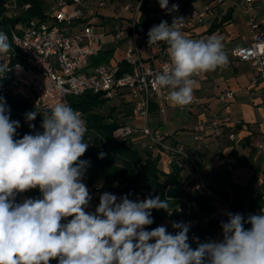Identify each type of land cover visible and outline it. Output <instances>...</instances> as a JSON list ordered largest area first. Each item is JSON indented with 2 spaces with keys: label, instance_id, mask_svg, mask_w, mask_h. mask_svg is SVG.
Listing matches in <instances>:
<instances>
[{
  "label": "clouds",
  "instance_id": "clouds-1",
  "mask_svg": "<svg viewBox=\"0 0 264 264\" xmlns=\"http://www.w3.org/2000/svg\"><path fill=\"white\" fill-rule=\"evenodd\" d=\"M159 3L168 7V0ZM179 20L154 25L148 44L168 45L170 67L155 76V83L169 89L173 106L184 107L193 100V77L225 66L228 56L215 35L186 38ZM10 49L9 37L0 32V56ZM7 70L0 64V73ZM38 114L43 132L15 139L20 122L10 120L11 109L0 96V264H264V214L245 218L227 212V222L221 221L223 239L201 243L194 237L193 249L190 223L173 221L175 234L164 225L147 230L154 222L152 210L170 206L158 195L133 201L104 192L95 212H87L92 196L83 182L90 161L80 159L89 147L84 120L66 103L27 112L26 120ZM105 155L101 152L100 158ZM36 188L42 198L15 202L18 193Z\"/></svg>",
  "mask_w": 264,
  "mask_h": 264
},
{
  "label": "built area",
  "instance_id": "built-area-1",
  "mask_svg": "<svg viewBox=\"0 0 264 264\" xmlns=\"http://www.w3.org/2000/svg\"><path fill=\"white\" fill-rule=\"evenodd\" d=\"M143 3L144 0H138L133 7L124 4L122 11H130L129 21L124 24V19L118 16V20L111 22L110 28H104L103 32L94 30L97 23L92 18H96L101 10L111 7L113 0H53L42 16L0 24V32L9 37L11 44L10 51L0 56V64L8 67L7 71L0 73V94L12 92L23 97L32 105L33 111L50 110L58 103L69 105L70 96L80 95L87 90L102 93L110 99L117 97L120 102L132 105L133 109L128 115V122L113 130L114 139H128L137 147L159 155L162 167L167 171L172 165L181 168V180L189 184L185 188L208 195L217 217L227 221V212L245 216L243 211L232 206L226 196L211 189L206 182L200 148L188 147L169 129L151 126L149 116L152 112L157 114L158 121L166 124L167 110H189L199 104L200 97L193 95L192 102L187 106H173L167 100L169 89L158 87L155 83V76L170 67L168 47L161 50L155 62L151 50L143 53L140 38L148 40V32L154 25L166 21L171 26L174 19H181L177 21L181 32L190 33L196 25L213 21L221 5L228 3L233 7L239 6L245 16L246 33L240 36L243 40L241 45L227 47L223 44L224 51L228 61L249 62L254 71L251 82L259 79L264 84V29L256 16V0H205L200 8H188L179 0L175 2L178 10H142ZM28 7L29 3L5 0L2 16L17 17ZM4 24L7 26L4 27ZM107 37L111 40H107ZM108 42H112L115 49L120 44L122 56L114 54L107 61L94 62ZM124 65L128 68L122 70ZM199 75L193 77L195 83ZM233 97L234 91L228 89L218 95V100L227 103ZM261 110L264 114V105ZM76 111L83 119L82 112ZM37 116L43 118L42 114ZM242 126V119L225 114L209 121L195 122L190 134L197 141L225 135L231 142H236V130ZM259 126L264 130V115ZM257 148L264 151V142L259 143ZM228 168L231 169L230 166ZM160 184L165 193L172 188L170 183L160 181ZM86 185L89 193L96 191L95 187ZM167 198L175 202L168 214L178 213L182 222L190 223L188 242L195 249L197 242L194 237H197L202 211L198 202L182 195ZM172 222L171 217L164 216L158 226L164 225L175 234ZM245 228L248 229L247 224ZM199 241L203 243L200 238Z\"/></svg>",
  "mask_w": 264,
  "mask_h": 264
},
{
  "label": "crops",
  "instance_id": "crops-1",
  "mask_svg": "<svg viewBox=\"0 0 264 264\" xmlns=\"http://www.w3.org/2000/svg\"><path fill=\"white\" fill-rule=\"evenodd\" d=\"M176 1L179 0H168L167 9H172V5L175 4ZM180 1L183 4L187 2L186 6L188 8H195L190 7V4L196 0ZM126 3L131 5V2L127 0H124L122 5L117 4L116 0H113L112 6L101 10L96 18H92V21H96L97 26L109 29L111 26L110 23L117 21L118 16H121V18L124 19V24H126L130 16V11H122ZM204 3L205 0H202L201 5L196 8H200ZM131 6L133 7V5ZM161 8L159 0H144L142 6V10H156ZM255 8L261 28L264 29V0H256ZM227 12H231L229 21L211 32V24L219 21ZM245 33L244 14H242L239 6L233 7L228 3L218 8V14L213 21L208 20L196 25L190 33L182 32L186 38L194 40H206L208 37L215 35L220 38L222 43L227 47L241 45L243 40L240 36ZM109 39L111 40L110 37H107V40ZM237 41L239 44H235ZM140 43L143 53L146 52V50H151L154 60L157 62L156 58L158 54L163 51L161 49L162 42L149 45L148 40L144 41L140 38ZM105 47L111 48L112 42H108ZM115 50L114 48L112 55L115 54ZM121 54H115V56L121 57ZM253 73V68L247 61H228L225 66L217 68L215 71L201 73L199 75L197 82L193 85V95H198L200 97L199 104L191 107L189 110L170 108V110L177 109L184 111V115L178 119L179 122L175 124L174 131L172 132H174L178 140L188 147H197L201 149V166L206 182L211 189L223 194L229 201L233 195L232 190L234 189L232 184L234 182V184H244L248 179L253 178L254 192L257 190L264 191V151L258 150L257 148L259 143L264 142V130L259 126V121L262 115H264L261 110L262 105H264V84H262L259 79L255 83H252L251 77ZM228 89L234 91V97L227 103H221L218 100V95L222 91ZM126 107L128 110L130 105H126ZM238 109L241 111L240 113H238ZM225 114L238 117L244 122V126L238 127L236 130L238 134V140L236 142H231L225 135L220 137L209 136L202 141H197L192 138L190 128L195 122L199 120L209 121L215 116H222ZM256 136L258 139L254 141L253 138ZM229 166L231 167L230 170L228 168ZM90 195L92 196V200H97L99 202L96 198V196L99 195L98 192L94 191L90 193ZM27 198L28 196H21L20 199L23 202L24 199ZM92 200L90 201L89 207L86 209L87 212H92L94 209ZM17 203H19L18 200ZM243 212L246 217L250 214H264V206L258 209L252 205L251 200V203L245 207ZM63 223H67V220H64ZM200 239L202 242L208 240L220 241L223 239L222 229H217L213 233L211 239L207 237H202Z\"/></svg>",
  "mask_w": 264,
  "mask_h": 264
},
{
  "label": "trees",
  "instance_id": "trees-1",
  "mask_svg": "<svg viewBox=\"0 0 264 264\" xmlns=\"http://www.w3.org/2000/svg\"><path fill=\"white\" fill-rule=\"evenodd\" d=\"M4 1L0 0V24L32 16H42L45 8L44 0H19L20 4L29 3V7L24 9L17 17H6L2 16ZM186 5L187 2L184 3V6ZM230 14L231 12H227L219 21L212 23L210 31L218 29L225 22L229 21ZM166 47H168L166 42H162L161 49L164 50ZM113 52L114 48H105L94 59V62L107 61ZM127 68L124 65L122 70ZM0 96L6 99L7 105L11 109L10 120L20 122V127L16 129L15 139H20L25 134L34 135L37 132H43V128L41 127L43 118L37 116L34 121L29 122L26 120L25 113L34 110L26 99L12 92H4ZM109 100L110 98L105 97L102 93L90 90L80 95L69 97V106L75 111L79 110L82 112L85 125L88 129L84 142L88 143L89 147L80 159L90 161V167L87 168L83 181L89 186L96 188V192L99 193L96 196L98 200L104 192H118L123 196L127 195L131 200L143 190L148 192L145 198L158 195L161 200L167 199L170 205L167 210H152L154 222L152 225L147 226V230L158 227L159 222L164 216L171 217L172 221H181L182 218L178 213L173 212L172 214H168V210L174 206L175 202L170 201L167 196L176 197L182 195L188 199H194L202 210L197 237L211 239L213 233L221 228V221H227L215 215L210 197L206 194L187 190L185 187L189 184H186L185 180H181V168L177 165H172L171 169L167 171L160 164L161 158L159 155H154L150 150L137 147L128 139H114L112 137L113 130L119 125L128 122L130 111L127 108L119 110L116 105L107 106L106 104ZM104 107L107 109L104 110ZM29 123L34 124L35 128H30ZM101 152L106 154L103 158H100ZM98 180L101 181L99 184L96 183ZM160 181L170 183L172 188L165 193ZM21 194L35 197L36 199L42 198V194L38 188ZM15 202L17 203V198ZM252 205L258 209L264 206V191L257 190L255 192ZM247 226L250 229L251 225L247 224ZM50 264H58V261L51 260Z\"/></svg>",
  "mask_w": 264,
  "mask_h": 264
},
{
  "label": "rangeland",
  "instance_id": "rangeland-1",
  "mask_svg": "<svg viewBox=\"0 0 264 264\" xmlns=\"http://www.w3.org/2000/svg\"><path fill=\"white\" fill-rule=\"evenodd\" d=\"M53 0H44V4H45V8L44 10L47 8V6L52 2ZM129 2H131L130 4L135 6L137 1L136 0H127ZM117 4L119 5H122V3L124 2V0H116ZM136 2V3H135ZM202 3V0H196L194 2H192L190 4V7H199ZM7 24H4V27H6ZM94 30L96 32H103L104 31V28L102 26H95ZM235 44H239V42L237 41ZM115 54L119 55L121 54V46L120 44L117 46L116 50H115ZM107 106H112V105H116L117 108H119V110H122L123 108H127L126 105L127 103L126 102H120V100L117 98V97H113L109 100V102L106 104ZM107 108L104 107V110H106ZM133 109V106L130 105L129 107V111H132ZM238 113H240L241 111L238 109ZM184 111H181V110H177V109H174V110H167V123L165 124L163 121H158V116L157 114H154L155 112H152L149 116L150 118V123H151V126H159L160 129H169L170 131H174V127H175V124L178 123V119L180 117H182L184 114H183ZM217 112V111H215ZM234 118H238V117H235L233 116ZM137 125H138V122H137ZM256 139H258V137H254L253 140L256 141ZM160 164H162L160 162ZM203 176H204V173H203ZM205 178V176H204ZM101 181L98 180L96 183H100ZM235 183V182H234ZM232 184V187L234 190H232L233 192V195H232V198H230V203L232 204V206L235 207L236 210L238 211H244L245 207L251 203V200L254 198V187H253V183H254V180L253 178H250L246 181V183L244 184ZM112 194L116 195L118 198L122 197L123 195L119 194L118 192H111ZM148 194V192L146 190H143L140 194H137L135 195L134 198H132L131 200L133 201H137V200H144L145 199V196ZM21 196H25L21 193H18L16 195L17 197V200L19 201V203H22L21 201ZM28 198H31V199H36L35 197H28ZM92 202L94 203V209L92 211V213L95 212V209L96 207L99 205V202L97 200H92Z\"/></svg>",
  "mask_w": 264,
  "mask_h": 264
}]
</instances>
